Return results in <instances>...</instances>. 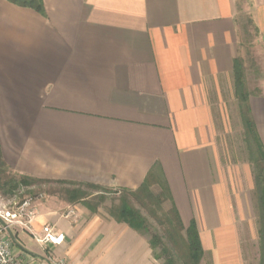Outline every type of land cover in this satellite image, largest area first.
I'll list each match as a JSON object with an SVG mask.
<instances>
[{"label":"crops","instance_id":"0c3cea01","mask_svg":"<svg viewBox=\"0 0 264 264\" xmlns=\"http://www.w3.org/2000/svg\"><path fill=\"white\" fill-rule=\"evenodd\" d=\"M249 1L264 39V0ZM42 2L44 15L0 0V148L8 166L114 190H135L151 174L167 184L183 226L195 222L199 264H247L239 197L208 102L233 72L236 0ZM246 107L264 147V92L250 93ZM242 175L249 187V166ZM45 223L64 236L49 249L64 264H160L144 233L82 203L49 202L33 229ZM14 249L29 264H48L16 238Z\"/></svg>","mask_w":264,"mask_h":264},{"label":"rangeland","instance_id":"374dc122","mask_svg":"<svg viewBox=\"0 0 264 264\" xmlns=\"http://www.w3.org/2000/svg\"><path fill=\"white\" fill-rule=\"evenodd\" d=\"M252 4L249 0H236V25L238 31L237 55L242 65V79L244 90L247 93L264 92V39L258 33L251 15ZM213 112L214 125L216 131V146L222 157V164L230 175L236 189V195L239 197L237 203V213L240 211L243 217L241 219L242 247L247 264H259L258 248V223L255 209V196L253 180L251 185H246L242 175V169L249 164L248 153L244 141V129L240 117V101L235 94L233 73L229 77L221 79L218 84L212 88L208 100ZM13 173L15 171L12 167ZM21 174V173H19ZM74 187L81 188L87 195L86 201L96 209L98 215H108L109 211L118 207L121 199L138 210L147 221V232H143L149 239L151 235H158L164 245L173 253L177 263H180L178 252L168 241L164 232L167 223L164 219V213L170 209V202L165 201L159 209L156 204H142L127 192L114 190L104 187H86L74 183L58 182H40L29 187L20 186L15 189L12 195L4 196L0 194V203L13 210L26 199H32L36 213L41 208L48 206V203L55 201L61 204H67L66 190ZM158 192L157 187L152 188ZM145 202V201H144ZM82 203L81 201H74ZM90 210V209H89ZM63 212V210H61ZM93 212V211H91ZM241 218L240 215L237 216ZM12 233L16 236L17 242L24 246L28 251L42 256L44 258L51 255L49 251L44 252L38 244L34 242L29 233L19 227H15ZM154 253H160L159 248H155ZM52 256V255H51ZM157 260V259H156ZM162 264V260H158ZM46 263V262H45Z\"/></svg>","mask_w":264,"mask_h":264},{"label":"trees","instance_id":"16d2710c","mask_svg":"<svg viewBox=\"0 0 264 264\" xmlns=\"http://www.w3.org/2000/svg\"><path fill=\"white\" fill-rule=\"evenodd\" d=\"M10 3L21 7H27L44 15V6L42 0H7ZM233 76L235 94L240 101V117L244 129V141L248 153L249 164L252 168L253 187L255 196V209L258 223V248H259V264H264V147L256 131L252 118L249 114L246 103L249 93L244 90L242 79V65L239 58L233 60ZM51 182L50 180L35 178L26 174H15L11 167L5 162L0 148V194L4 196L12 195L17 187H29L40 182ZM58 183H67L62 180H55ZM76 184V183H74ZM78 185V184H76ZM81 186V185H80ZM82 186H97L83 184ZM153 187L159 189L158 192L153 191ZM127 192L142 204H156L161 209L165 201L170 202V209L163 212L167 227L165 229L168 241L175 247L178 252L180 263H177L170 249L164 245L158 235H151L149 245L153 251L155 259L162 260V264H199L203 256V249L200 242L199 234L194 221L189 226L184 227L178 211L176 210L170 190L166 183L156 181L151 174H148L141 185L135 190H122ZM66 200L69 203L81 201L91 211L96 209L91 207L86 201V194L81 188L74 187L66 190ZM145 201V202H144ZM110 216L117 222L125 223L130 228L138 232H147V221L141 213L133 208L126 199H121L118 207L109 211ZM155 248H159L160 253L155 254Z\"/></svg>","mask_w":264,"mask_h":264},{"label":"built area","instance_id":"2783aa9c","mask_svg":"<svg viewBox=\"0 0 264 264\" xmlns=\"http://www.w3.org/2000/svg\"><path fill=\"white\" fill-rule=\"evenodd\" d=\"M69 214L70 212L65 216ZM37 216L38 213H36L32 199L24 200L13 210L0 203V264H29L22 258L21 252L14 249L12 237L16 238V236L12 230L15 227L29 233L44 252L63 244L64 236L54 224L45 223L39 230L33 229V223ZM45 259L48 264H64L62 259L54 258L51 255Z\"/></svg>","mask_w":264,"mask_h":264},{"label":"water","instance_id":"95a60500","mask_svg":"<svg viewBox=\"0 0 264 264\" xmlns=\"http://www.w3.org/2000/svg\"><path fill=\"white\" fill-rule=\"evenodd\" d=\"M12 241L15 243V238L14 237H12Z\"/></svg>","mask_w":264,"mask_h":264}]
</instances>
